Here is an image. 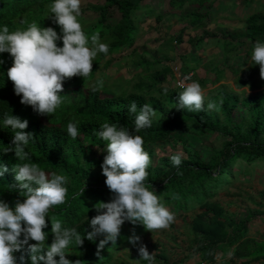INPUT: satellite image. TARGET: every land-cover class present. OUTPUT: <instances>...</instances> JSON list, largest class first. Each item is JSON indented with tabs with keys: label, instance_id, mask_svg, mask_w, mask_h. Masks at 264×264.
<instances>
[{
	"label": "trees",
	"instance_id": "trees-1",
	"mask_svg": "<svg viewBox=\"0 0 264 264\" xmlns=\"http://www.w3.org/2000/svg\"><path fill=\"white\" fill-rule=\"evenodd\" d=\"M145 1L104 0L98 9L100 16L96 22L89 23L82 15L79 17L89 37L98 32L101 41L109 44V53H100L89 77L73 76L64 81L61 94L66 95L65 102L51 116L41 115L31 105L21 103L22 94L15 93L14 82L6 75L7 69L12 66V58L9 53L2 54L5 63L0 65V117L4 113L10 114L12 110L13 115L29 121L25 131H31L36 136L35 142L28 146L31 159L23 162L36 163L46 172L69 177L66 203L55 206L46 217L47 227L43 230L49 233L47 243L50 245L54 239L51 220H59L65 227H78L81 233L84 229L90 231L87 216L91 220L97 215L95 204L113 199L114 194L105 183L106 176L101 167L107 154V142L96 136L95 132L105 122L118 123L143 137L144 148L152 161L148 169V186L153 187L161 202L175 213L176 218H180L184 226L189 227L191 248L201 259V264H264V241L250 236L251 224L258 214L251 209L245 215L229 213L215 200L237 183L255 177L260 167H264V84L256 83V78L261 77L260 66L252 63L250 68L244 70L243 77L237 79L239 88L250 85L252 91L257 90V93L244 96L221 85L205 97V109L197 112L176 107V99L183 88L175 90L163 86L173 74L166 66L163 70H156L162 64L158 59L152 61L138 56L136 66L147 76L142 77L145 82L135 91L106 95L107 88L99 80L90 85L101 62L134 48L141 16H144ZM167 1L169 13L180 11L179 16L186 24L164 47L174 42L183 44L188 30L208 25L218 0ZM240 1L246 7H252L259 0ZM51 3L52 0H0V25L7 24L14 31L36 22L40 27H54L59 33L60 26L52 19L54 14L47 17ZM112 9L120 14L117 22L109 19ZM147 11L149 16L156 13L152 9ZM162 13L157 18L158 22L164 19ZM206 36L214 39L216 47H221L224 66L231 61L235 64L240 62L238 70L232 73L237 76L245 68L256 42H264V11L249 15L242 28L221 30L220 35L206 32ZM191 41L198 49L206 44L204 38L198 42ZM237 43H250L251 50L243 58L240 56L242 45L238 46ZM58 45L62 46V41H58ZM164 60H170L167 54ZM189 67L187 62L182 69V77L189 74ZM214 68L216 77L213 84H217L225 76V68L222 69L220 65H214ZM190 69L195 71L196 68ZM207 83V80H203L202 87H206ZM165 88L168 89L167 93ZM69 91L71 96H67ZM133 101L138 106L137 114L144 104L156 109L151 128L138 132L134 129L136 114L129 110ZM208 103H214L217 109H208ZM70 121H79L80 136L75 140L67 132ZM12 135L10 131L0 128V148L11 143ZM211 136H216L220 144L202 149L197 147V137ZM179 145L180 149L177 148ZM164 146L174 149V154L182 155L183 163L179 171L170 157L157 154L155 149ZM0 161L9 166V172L0 177V198L14 206L16 199L23 198L12 187L19 182L11 167L21 161H17L14 152H0ZM82 188L83 193L80 191ZM173 194H179L178 198L173 199ZM261 198L264 202V192ZM192 213L194 218L190 219ZM260 216L264 218V215ZM128 228H133V231L129 233ZM148 232L150 230L140 222L133 224L125 221L114 247L130 243V236L142 237ZM102 238H97L95 242L85 238L83 245L70 246L68 258L79 259L81 264H112L115 254L108 250L107 245L97 255V245ZM230 252L232 254L228 259L221 258ZM16 255H24L27 264H30L26 251L17 252ZM157 257L165 258L162 254ZM140 262L147 264V261Z\"/></svg>",
	"mask_w": 264,
	"mask_h": 264
},
{
	"label": "clouds",
	"instance_id": "clouds-1",
	"mask_svg": "<svg viewBox=\"0 0 264 264\" xmlns=\"http://www.w3.org/2000/svg\"><path fill=\"white\" fill-rule=\"evenodd\" d=\"M81 4L82 0H52L47 17L54 14L52 19L60 26L59 33L54 27H40L36 22L14 31L7 24L0 25V65L5 63L2 54L9 53L13 63L6 75L14 82L15 93L22 94L21 103L31 105L41 115L51 116L63 105L66 95L61 93L66 79L77 75L89 77L97 55L109 53V44L101 41L98 32L91 37L85 33L79 19ZM58 41H62V46ZM251 59L254 65L260 66L264 77V42H256ZM183 79L179 76L183 91L179 92L176 107L189 112L203 111L202 85L194 80L185 83L191 80L188 75ZM164 91L167 93L168 89ZM214 107V103L207 105L208 109ZM137 108L133 101L129 110L136 114L134 129L138 132L151 128L156 109L144 104L137 114ZM28 126L29 121L13 115L12 110L0 117V128L13 134L11 143L0 148V152H14L17 161H21L12 165L11 171L19 182L12 187L23 198L16 199L14 206L0 198V264H27L24 255H16L21 251L29 254L30 264H81V260H71L68 255L70 246L83 245L85 238L95 242L103 237L97 245L99 255V250L109 242L112 246L117 245L125 221L140 222L151 232L167 229L175 222V213L161 202L153 187L148 186V169L152 161L144 148L143 137L122 124L105 122L95 135L107 142V154L101 167L106 176L105 183L114 194L113 199L95 204L97 215L91 220L87 216L90 231L84 229L81 233L78 227H65L59 220H51L54 239L49 245V233L43 230L47 227L46 217L55 206L66 203L69 177L46 172L36 163L23 162L31 159L28 146L36 140L33 132L25 131ZM67 132L72 139H77L80 136L79 121H70ZM171 161L179 171L182 155H172ZM7 172L8 164L0 161V177ZM84 188L80 190L82 193ZM178 196L173 194L172 198ZM128 239L138 247L140 260L153 264L154 253H150L143 243H138L141 237L133 235Z\"/></svg>",
	"mask_w": 264,
	"mask_h": 264
},
{
	"label": "rangeland",
	"instance_id": "rangeland-1",
	"mask_svg": "<svg viewBox=\"0 0 264 264\" xmlns=\"http://www.w3.org/2000/svg\"><path fill=\"white\" fill-rule=\"evenodd\" d=\"M103 3L104 0H82L81 8L84 10L82 11V16L87 22L94 23L98 20L100 16L98 9ZM167 7V0H147L144 2V16H141L142 21L134 48L112 57H107L105 61L101 62L95 73V79L90 83L91 86L94 85L96 80H99L102 86L107 88L106 95L135 91L145 82L142 77L147 76L136 66L138 56L142 55L152 61L156 59L162 61L161 66H158L156 70H163L165 66L170 68L173 76H170L168 82L163 85L170 89L177 90L181 88L179 86V76L181 77L182 69L188 62L190 67L196 69L195 71H192L190 67L187 69L191 80L185 81V83H191L194 80L201 84L203 80H207L206 87H203L205 97L216 91L221 85L236 90L237 93L244 96L257 93V90L252 91L250 85L242 89L237 85V79L242 78L244 70L250 68L252 63H254L251 57L246 63L245 68L239 72V75L233 76L232 73L238 70L240 62L235 64L234 61H231L224 66L221 47H216L214 39L207 37L206 32H215L220 35L221 30L234 31L242 28L245 19L249 15L259 10L264 11V0H259L252 7L244 6L240 0H218L215 13L211 18L212 21L208 25L201 29L188 30L183 44L174 42L173 45L164 47L186 24L179 16L180 11L169 13ZM148 9L155 10L156 13L149 16L147 14ZM161 13L164 15V19L158 22L157 18ZM119 18L120 14L118 11L112 9L109 19L117 22ZM201 38L205 39L206 44L198 49L193 46L191 40L198 42ZM102 42L107 43L103 40ZM237 45L241 46L242 44L237 43ZM250 50V43L242 45L241 58L246 56ZM132 51H134V55H132ZM165 54L168 55L169 61L164 60ZM99 56L100 53L95 58L93 67ZM214 65H220L222 69L225 68V76L217 84H213L216 77ZM256 79L257 84H264L262 76ZM67 96H71L70 91L67 92ZM213 109H217V107L215 106ZM196 140L197 147L201 149L220 144V140L216 136L197 137ZM180 147V145L177 146L179 149ZM155 150L157 154L170 158L176 152L168 146H164V148L158 147ZM263 192L264 167H260L255 177L245 180L243 183H237L236 186L222 192L215 199L229 213L245 215L248 209L254 210L258 214V217L251 224L250 236L262 241H264V218L260 215H264V202H262L261 198V193ZM252 200H255V202ZM193 218L194 214L192 213L190 214V219ZM172 224L167 229L153 230V232L150 231L144 234L138 243H143L147 246L150 253H154L153 264H201V259L193 253V249L191 248L190 240L192 237L189 234V227L187 228V225L184 226L180 218H176ZM127 231L131 233L133 228H128ZM107 248L115 254L112 264H142L140 262L138 247L133 246L131 243L118 248L108 243ZM230 253L232 254V252ZM159 254H162L165 258L159 259L157 257ZM229 257L230 255H224L221 258L228 259Z\"/></svg>",
	"mask_w": 264,
	"mask_h": 264
},
{
	"label": "built area",
	"instance_id": "built-area-1",
	"mask_svg": "<svg viewBox=\"0 0 264 264\" xmlns=\"http://www.w3.org/2000/svg\"><path fill=\"white\" fill-rule=\"evenodd\" d=\"M206 264V263H205Z\"/></svg>",
	"mask_w": 264,
	"mask_h": 264
}]
</instances>
